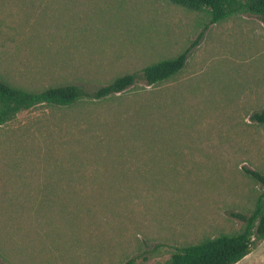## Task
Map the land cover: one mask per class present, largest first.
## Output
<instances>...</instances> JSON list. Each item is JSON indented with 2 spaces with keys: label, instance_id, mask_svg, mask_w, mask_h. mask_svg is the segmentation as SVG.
<instances>
[{
  "label": "rangeland",
  "instance_id": "rangeland-1",
  "mask_svg": "<svg viewBox=\"0 0 264 264\" xmlns=\"http://www.w3.org/2000/svg\"><path fill=\"white\" fill-rule=\"evenodd\" d=\"M208 22L170 0H0V76L97 87L191 47ZM191 48L169 82L38 105L0 127V264H169L242 228L234 213L264 190L244 171L264 173V123L251 118L264 109V23L235 14ZM77 137L105 150L73 154ZM236 264H264V241Z\"/></svg>",
  "mask_w": 264,
  "mask_h": 264
},
{
  "label": "trees",
  "instance_id": "trees-1",
  "mask_svg": "<svg viewBox=\"0 0 264 264\" xmlns=\"http://www.w3.org/2000/svg\"><path fill=\"white\" fill-rule=\"evenodd\" d=\"M173 3L185 6L193 10H205L209 14V22L206 24V30L210 24L220 22L238 13H244L258 17L264 23V0H170ZM204 30L199 35L193 46L198 44L203 37ZM76 41V40H73ZM79 41V40H77ZM81 42V41H79ZM83 58H91V54L84 56L85 49L80 47L78 42L73 43ZM68 46H66L67 48ZM188 47L175 56H168L153 61L144 66L139 72H128L117 76L112 81L97 86L90 87L84 83L67 82L53 84L43 88H27L15 85L9 80L0 76V127L13 120L19 113L38 105L48 104L54 107H70L79 103V101L90 98L93 100H103L115 95H120L135 85L139 80H144L148 85L162 84L174 79L186 67L192 48ZM84 52V53H83ZM52 54V53H50ZM53 54H58L54 52ZM63 57H66L61 52ZM77 58V62H81ZM65 63H73L72 60L64 59ZM188 82V81H186ZM185 82V83H186ZM253 120L264 123V109L252 114ZM96 124H92L91 129H95ZM113 130V129H109ZM102 140V139H101ZM95 145L99 141H93ZM73 148L71 153H99L105 149H93L86 143L82 137L74 138L70 143ZM89 148H91L89 150ZM111 151V150H110ZM86 154L85 158L89 157ZM74 157H76L74 155ZM90 159L92 157L90 156ZM89 159V160H90ZM84 161L86 159L83 158ZM4 170H2L3 172ZM244 171L255 178L264 186V173L244 167ZM2 172L0 174H2ZM41 184V183H39ZM45 183L42 191L46 193H56L55 185ZM89 184V183H85ZM54 191L52 192L51 190ZM1 200V199H0ZM6 204L0 201V210ZM1 213V212H0ZM243 226L236 232L222 233L216 237L207 238L199 243L189 244L178 248L173 252L169 264H236L262 241H264V190L258 195L255 207L250 213H234ZM126 264H135L133 258Z\"/></svg>",
  "mask_w": 264,
  "mask_h": 264
}]
</instances>
